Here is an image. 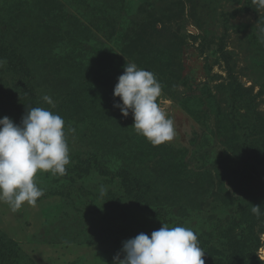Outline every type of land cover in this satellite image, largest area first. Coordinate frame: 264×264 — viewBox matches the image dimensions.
Instances as JSON below:
<instances>
[{"label":"rangeland","instance_id":"1","mask_svg":"<svg viewBox=\"0 0 264 264\" xmlns=\"http://www.w3.org/2000/svg\"><path fill=\"white\" fill-rule=\"evenodd\" d=\"M261 29L264 0H0V44L24 57L34 107L65 120L70 155L65 175L36 174L35 206L0 202V239L20 264H113L122 242L163 224L191 228L224 262L264 264V214L251 211L264 207ZM127 61L162 84L172 141L154 146L114 107ZM16 79L0 66V119L19 125ZM179 161L185 183L204 184L194 205L163 219L124 193L123 173L149 179ZM240 179L242 196L230 184Z\"/></svg>","mask_w":264,"mask_h":264},{"label":"clouds","instance_id":"2","mask_svg":"<svg viewBox=\"0 0 264 264\" xmlns=\"http://www.w3.org/2000/svg\"><path fill=\"white\" fill-rule=\"evenodd\" d=\"M261 33L264 34V29ZM5 62L0 60V66ZM161 95L162 84L155 74L128 61L113 91L114 98L122 101L114 107L125 118L131 112L132 127L154 146L170 142L176 136L174 120L158 103ZM42 99L55 106L50 96L44 95ZM69 163L65 120L59 114L32 107L19 125L7 116L0 119V202L7 203L12 211L25 203L35 206L44 195L34 179L38 172L63 176ZM99 192L106 195L104 186ZM262 208L252 206L251 211L260 216L264 214ZM122 254L123 259L118 254L113 264H205V251L197 234L183 226L163 224L151 236L140 233L122 242Z\"/></svg>","mask_w":264,"mask_h":264},{"label":"trees","instance_id":"3","mask_svg":"<svg viewBox=\"0 0 264 264\" xmlns=\"http://www.w3.org/2000/svg\"><path fill=\"white\" fill-rule=\"evenodd\" d=\"M0 60L7 61L9 68L17 75L11 105L20 123L27 109L34 107V93L31 90V81L27 65L22 54L18 52L17 47L11 44H0ZM179 168L181 169L180 161L179 163L174 162V164H171L170 172H160L156 177L149 179L146 177L147 179L145 178L144 180L140 176L130 173V171L123 173V191L136 205L143 206L147 209H155L165 219L167 214L171 216L170 209L177 202L180 201L187 205L192 203L194 205L198 200L202 199L201 189L204 184L200 182L195 184L185 183L179 173ZM100 173L106 174L107 172L103 170ZM239 181L237 183L231 182L230 184L233 191L237 195L242 196L245 192V185L241 183V179ZM238 199L237 206L240 207L245 201H242L240 198ZM233 201L234 199L232 198ZM246 203L243 205L244 208ZM180 206L184 208L182 205ZM204 261L206 264H232L231 260L224 262V259L222 257L219 258L213 249L206 250ZM0 264H20L17 249L11 244L2 242L1 239Z\"/></svg>","mask_w":264,"mask_h":264}]
</instances>
